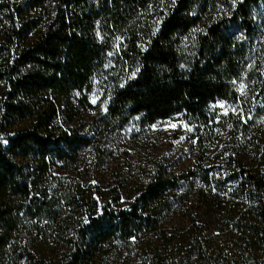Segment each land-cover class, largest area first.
<instances>
[{
  "label": "trees",
  "instance_id": "16d2710c",
  "mask_svg": "<svg viewBox=\"0 0 264 264\" xmlns=\"http://www.w3.org/2000/svg\"><path fill=\"white\" fill-rule=\"evenodd\" d=\"M261 7L0 0V264H111L121 255L124 264H264ZM217 102L236 110L220 113ZM102 108L96 125L83 120ZM177 115L193 127L194 167L156 166L126 206L116 192L106 201L61 175L78 174L88 152L104 164L105 136L132 118L149 126ZM224 136L226 148L213 153Z\"/></svg>",
  "mask_w": 264,
  "mask_h": 264
},
{
  "label": "rangeland",
  "instance_id": "374dc122",
  "mask_svg": "<svg viewBox=\"0 0 264 264\" xmlns=\"http://www.w3.org/2000/svg\"><path fill=\"white\" fill-rule=\"evenodd\" d=\"M235 5V3H233ZM253 19L257 24H264V7L254 11ZM237 36L240 40L242 34ZM255 50L251 51L248 56V64H255ZM247 76H242L239 84L240 90L246 88ZM102 92L95 88L90 95V101L93 105L100 102ZM101 105L102 102H101ZM220 113L235 111L236 106L230 103L217 102L215 104ZM104 114L102 108L99 114L95 112L83 115V120L91 126L97 124L96 120ZM258 122V121H257ZM93 129V128H92ZM91 129V130H92ZM193 133L192 125L188 124L179 115L169 119L158 120L149 126H143L138 117L132 118L124 128L108 133L103 142V148L107 154L106 161L101 166L94 164V155L87 153L84 164L78 169V174L74 175L69 172H62L66 179L74 178L79 180L81 186L98 187L107 196L106 201L112 202L110 194L116 192L120 195V204L127 205L130 196L133 194L135 186L147 180L152 174L155 167L162 165L168 171L173 173H186L194 167L196 153L192 145L191 134ZM228 137L224 136L217 150H224L223 142ZM223 154H218L217 158H223ZM61 173V172H59ZM102 203H104L102 201ZM190 204L182 208V212L176 215V220L182 215H186ZM174 220V221H176ZM172 223V222H171ZM125 256L111 260V264H124Z\"/></svg>",
  "mask_w": 264,
  "mask_h": 264
}]
</instances>
